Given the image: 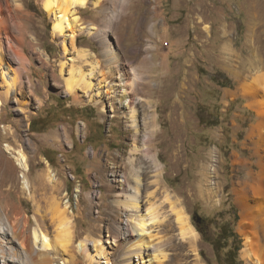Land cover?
I'll list each match as a JSON object with an SVG mask.
<instances>
[{
  "label": "rangeland",
  "instance_id": "rangeland-1",
  "mask_svg": "<svg viewBox=\"0 0 264 264\" xmlns=\"http://www.w3.org/2000/svg\"><path fill=\"white\" fill-rule=\"evenodd\" d=\"M13 4L22 10L19 15L26 28L25 52L31 65L24 74L23 89L15 88L0 108L2 206L7 201L28 214L32 236L38 206L40 216L46 215L51 235L56 237L57 225L50 219L51 199L39 195L36 204L27 186L28 178L37 186L39 175L50 167L62 183L61 198L64 202L70 200L73 207L78 235L73 260L62 248L61 252L44 256L37 253L42 249L35 246L36 256L47 258L48 264H65V259L71 260L68 264L116 262L104 240L109 236V228L120 223L123 210L115 206L114 197L99 178L106 155H117L132 142L124 120L113 117L118 106L104 85L94 90L96 102L90 101L81 90L75 96L68 94L65 79L70 76L73 64L80 65L76 51L83 49L97 55L96 62L104 72L116 62L120 66L125 64L131 71L130 81L142 84L137 94L154 106L155 153L161 166L162 184L154 201L157 205L162 203L169 212L163 197L168 194L188 216L198 234L199 263L228 264V249L215 255L210 242L218 241L220 230L232 224L237 237L235 247L240 248L237 264H257L244 258L242 251L247 240L262 241L264 216L256 210L258 197L247 184L260 174L264 180V148L254 143L258 138H248L258 117L252 100L239 90L235 72L244 71L245 83H251L258 71L264 73V0H134L127 6L121 0H105L98 7L92 4L75 7L70 17L79 18L82 26L92 27L91 35L86 30L79 32L77 49L72 47L67 32L62 36L54 32V15L45 11L43 0H14ZM30 26L32 30H28ZM63 37L67 54L63 51ZM107 46H112L115 54L112 64L106 61ZM250 59L258 60L257 72L249 70ZM63 63L66 65L62 71ZM5 67L6 74L10 70L8 78L13 71L8 62ZM86 67L88 70L89 66ZM258 93L264 99V92ZM100 97L102 103L98 102ZM140 112L142 117L145 112L141 105ZM7 144L26 152L30 172L17 164L14 153L5 151ZM210 169H215L212 174ZM10 181L17 184L16 190H7ZM235 190L245 196L250 207L244 219ZM146 208L144 205L139 214L148 216ZM134 215L129 210L124 218L136 226ZM171 215L169 212V219L159 224L149 221L145 238L149 243H155L159 237L172 239L166 247L165 264H191L196 257L189 256L188 245L178 246L182 242L180 231L175 216ZM195 216L207 220L206 237L196 227ZM169 223L173 228L166 225ZM7 224L6 217L1 216L0 229L8 227ZM94 231L101 232L100 243H95L91 234ZM150 234L159 237L153 239ZM8 238L13 243H0L1 264H12L6 256L10 259L28 256L12 232ZM85 239H89L88 259L81 253ZM99 245L108 251L106 257L100 254ZM153 264L159 262L153 260Z\"/></svg>",
  "mask_w": 264,
  "mask_h": 264
},
{
  "label": "bare ground",
  "instance_id": "bare-ground-1",
  "mask_svg": "<svg viewBox=\"0 0 264 264\" xmlns=\"http://www.w3.org/2000/svg\"><path fill=\"white\" fill-rule=\"evenodd\" d=\"M115 1L117 0H111V2ZM121 1L124 6H127L132 5L134 0ZM104 2L105 0H43V7L48 14L54 15V32L59 36H62L67 32L66 35L71 39L72 47L77 49L76 47L78 45H76V42L78 40L79 32L86 30L88 34L91 35L92 27H85L82 26V24H79L81 21H79V18H71V9L75 7L84 8L89 4L98 7L103 5ZM13 3L14 0H0V75L2 78V81H0V108L3 104L7 103L10 99V94L15 88L18 90L23 89L24 74L28 70L29 65H31L30 59L25 52V44L27 40L26 28L23 26L22 17L19 15L22 10L19 6L14 8ZM32 29L33 27L31 26L28 28V30ZM103 34L104 33L100 35ZM30 45L34 48L31 41ZM62 46L64 54H67L68 47L66 45V38L64 37L62 38ZM112 46H107V52L110 53H107L108 55L106 54V61L110 64L115 60ZM76 52L80 65L75 67L73 64L70 69V76L68 75L69 77L65 79L68 94L70 96H75L81 90L86 94L90 101H95L96 96L94 93H97V91L94 92V90L96 86L101 87V85H104L110 94H112V102L118 106V109L114 111L115 114L113 117H119L124 120L123 123L125 127L130 131L128 137L132 142L131 144H128V150L126 149L123 152H119L117 155L112 153L106 155V164H103L101 177L99 178L102 186L106 188L111 197H114L115 206L122 207L123 210L120 223H117L118 225L116 224V228H109V236L104 240V244H106L108 251H112L111 254L116 258V262L112 264H153V260L158 261L159 264H165V261L168 259L166 247L170 244L172 239L159 237L158 234H150V238H159L155 243H153L154 241L149 243L147 242L145 235L149 231V229H147L149 221L154 222V224L162 223L169 219V212H171L176 218L175 221L180 231L179 236L183 242V244L181 242L178 246L182 248V246L184 247L188 245L190 248L188 253L189 256L196 257L191 261V264H200L196 249L198 234L193 225L189 222L188 216L179 208L178 203L168 194L163 197L164 201L169 205V212L163 209L162 203L157 205V202L154 201L156 198V192L161 189L162 185L160 180L161 166L155 153L157 122L155 115H153L154 113H152L153 105L151 106V102H147L145 98L137 94V91L142 89V84H133L130 81L128 77L131 75V71L127 69L125 64L120 66L116 62V64L110 66L108 71L104 72L100 67V63L97 64L96 62L97 55L95 53L83 49L77 50ZM91 58L94 59V61H89ZM257 61L258 60L256 59H250V61H247V63H249V70H259ZM7 62L10 64V68L13 71V75H10L8 78H6V76L10 70H8L9 72L7 71V74L5 73L7 68L5 67V63ZM247 63L243 64L246 65ZM65 65L66 63L62 64V71L64 70ZM86 66H89L88 70ZM235 74L240 85L239 90L244 92L243 94L245 98L252 100V106L253 108L255 107L257 112L258 119L251 127L248 133V138L250 140L258 138V141L254 143H258L257 146L264 148V99L258 97V92H264V73L260 71L255 73L256 76L255 78L253 77L251 83H245L243 81L245 74L244 71H236ZM101 98L102 97L98 99V102L102 101ZM140 105L144 108L145 112L142 117ZM256 107L259 109H256ZM8 136L9 135H7V137ZM12 137L15 138L16 133L13 134ZM5 147L7 153L11 155H13V153L15 154L13 157L17 164L21 168L30 172L31 163L26 152L22 149L15 150L14 147L9 144L5 145ZM260 158L262 157L260 156ZM110 162L111 164L109 165ZM214 170L215 169H210V174H212ZM252 178L253 179L247 185L254 192V195L258 197L256 210L263 217V176L260 174L256 177L253 176ZM9 183L10 188L7 189L8 191H13V189L16 190L18 188L17 184L14 182L10 181ZM38 184L37 186L36 184L33 185L28 178L27 186L31 198L36 204L38 203L37 198L39 195L51 199L50 219L55 225H57V236L53 237L51 235L49 226H47L45 222L46 215L40 216L38 206L35 209V213L38 216L37 224L34 235L32 236L29 232V227L32 221L28 217V214H23L19 207L15 205L12 206L10 202L7 201L5 202L6 204L2 206L4 198L0 197V221L1 216H5L8 220V227L3 230L0 229V243L1 245L5 244V242L8 244L13 243V240L8 238L10 232H12L15 240L19 242L21 248L28 254V256L18 255V259H10L11 257L9 256H3L8 262L10 260L12 264H48L50 261L47 258L39 259L36 256L35 246H39L42 249L37 253L44 256H48L57 251L61 252L60 248L67 252L70 259L72 258L71 260L74 259V255L76 254L75 248L73 247L75 240L78 238L76 217L70 200L64 202L61 198L62 183L58 180L57 174H53V171H51V168L49 167L47 171H44L39 175ZM235 193L237 195L235 199L236 203L240 207L244 219L246 218V213L250 210V207L246 202L247 199L245 200V196L242 195L241 192L235 190ZM145 197L147 198L146 202H144ZM80 202L81 200H79V204ZM144 205L147 207L146 211L148 216L139 214L141 210H143ZM129 210L135 212L134 220L137 221L136 226L132 225L129 220L124 218L125 213H128ZM78 211L82 214L80 208ZM262 222L263 242L261 239L256 242H250L247 240L245 242V248L242 251L244 258L250 259L257 264H264V219ZM166 225L172 227V224L170 223ZM151 228H154V226ZM91 234L94 236L93 239L95 243L101 242V232L94 231ZM88 242L89 239H85L81 243V253L87 259L89 255L87 248ZM98 247L100 254H104L105 256V253H108V251H104L105 248H103V245H99ZM71 260L69 261L65 259L64 262L65 264H68L71 263Z\"/></svg>",
  "mask_w": 264,
  "mask_h": 264
},
{
  "label": "flooded vegetation",
  "instance_id": "flooded-vegetation-1",
  "mask_svg": "<svg viewBox=\"0 0 264 264\" xmlns=\"http://www.w3.org/2000/svg\"><path fill=\"white\" fill-rule=\"evenodd\" d=\"M233 225L230 224L228 227L224 226L220 233L218 234V241L210 242V245L214 251V254L217 255L221 250L228 249L227 251V257H228V264H236L237 260L232 257V253L230 252V249L234 252L237 248L236 240L237 237L234 235ZM196 227L199 229V231L202 233L203 236H207L209 233L208 230V223L207 220L204 218H201V221H196Z\"/></svg>",
  "mask_w": 264,
  "mask_h": 264
},
{
  "label": "trees",
  "instance_id": "trees-1",
  "mask_svg": "<svg viewBox=\"0 0 264 264\" xmlns=\"http://www.w3.org/2000/svg\"><path fill=\"white\" fill-rule=\"evenodd\" d=\"M223 87H226V85L225 86H223ZM236 219H237V217H236ZM234 235H236V232L234 231ZM240 251V248H238V249H236L233 253H234V255L232 254V257L233 258H235V260H237V253ZM236 264H237V262H236Z\"/></svg>",
  "mask_w": 264,
  "mask_h": 264
},
{
  "label": "water",
  "instance_id": "water-1",
  "mask_svg": "<svg viewBox=\"0 0 264 264\" xmlns=\"http://www.w3.org/2000/svg\"><path fill=\"white\" fill-rule=\"evenodd\" d=\"M195 219H196L197 221H201V217H196V216H195Z\"/></svg>",
  "mask_w": 264,
  "mask_h": 264
}]
</instances>
